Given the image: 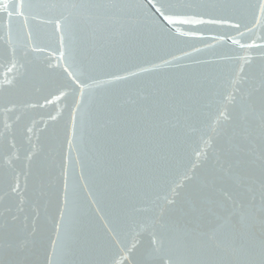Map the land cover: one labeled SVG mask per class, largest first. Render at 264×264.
<instances>
[{"label": "water", "instance_id": "obj_1", "mask_svg": "<svg viewBox=\"0 0 264 264\" xmlns=\"http://www.w3.org/2000/svg\"><path fill=\"white\" fill-rule=\"evenodd\" d=\"M262 3L0 0V264H264Z\"/></svg>", "mask_w": 264, "mask_h": 264}, {"label": "snow or ice", "instance_id": "obj_2", "mask_svg": "<svg viewBox=\"0 0 264 264\" xmlns=\"http://www.w3.org/2000/svg\"><path fill=\"white\" fill-rule=\"evenodd\" d=\"M20 7H23V0H20ZM161 7H164L166 10L171 9L176 7V5L171 4V3H166V4H162ZM7 6L5 5V10H6ZM261 11L264 12V3H262L261 5ZM22 15V13H21ZM161 15H163V13H161ZM164 19L168 20L169 23H176V20H174L171 16H164ZM180 22L188 24V23H220L221 21H216V20H191V19H182ZM238 27V26H237ZM238 43V41H237Z\"/></svg>", "mask_w": 264, "mask_h": 264}]
</instances>
